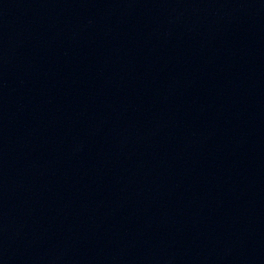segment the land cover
<instances>
[{
	"label": "water",
	"instance_id": "water-1",
	"mask_svg": "<svg viewBox=\"0 0 264 264\" xmlns=\"http://www.w3.org/2000/svg\"><path fill=\"white\" fill-rule=\"evenodd\" d=\"M0 264H264V0H0Z\"/></svg>",
	"mask_w": 264,
	"mask_h": 264
}]
</instances>
